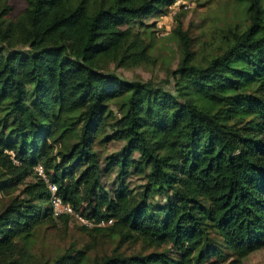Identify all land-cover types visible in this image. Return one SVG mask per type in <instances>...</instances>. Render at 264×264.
I'll return each mask as SVG.
<instances>
[{
  "label": "trees",
  "instance_id": "obj_1",
  "mask_svg": "<svg viewBox=\"0 0 264 264\" xmlns=\"http://www.w3.org/2000/svg\"><path fill=\"white\" fill-rule=\"evenodd\" d=\"M24 1L11 16L0 0V264L89 261L72 246L34 260L38 226L74 218L53 215L37 165L111 241L91 264H236L264 247V0H233L207 39L177 14L168 88L115 69L156 64L146 21L173 0Z\"/></svg>",
  "mask_w": 264,
  "mask_h": 264
},
{
  "label": "rangeland",
  "instance_id": "obj_2",
  "mask_svg": "<svg viewBox=\"0 0 264 264\" xmlns=\"http://www.w3.org/2000/svg\"><path fill=\"white\" fill-rule=\"evenodd\" d=\"M12 7L11 16H16L21 12L26 4L24 0H8ZM181 14V19L185 28H189L195 35L201 31H207L201 39L208 38V32L215 25H222V21L235 17L238 14L233 0H173L169 5L163 7L160 16L147 20L153 23L157 29L154 47L156 64L140 65L130 68H116L115 71L124 79L151 80L156 84L162 83L165 79L166 67L173 68L175 65L176 49L173 39L169 38V33L174 27L175 16ZM129 30V27H123ZM120 147L119 143L110 145L107 148L109 153L116 151ZM80 215V214H79ZM83 221L74 217L67 225L57 221H45L40 224L33 236L30 237V249L34 254V260L43 263L51 261L57 255L62 254L71 246L74 249H86L91 264L92 258L104 251L110 252L112 243L106 238L104 233L91 231L89 223H86L84 216L80 215ZM86 226V228H84ZM139 247V244L125 247L129 252L132 248ZM207 264H219L215 261ZM225 264V263H224ZM236 264H264V247L257 249Z\"/></svg>",
  "mask_w": 264,
  "mask_h": 264
},
{
  "label": "built area",
  "instance_id": "obj_3",
  "mask_svg": "<svg viewBox=\"0 0 264 264\" xmlns=\"http://www.w3.org/2000/svg\"><path fill=\"white\" fill-rule=\"evenodd\" d=\"M35 171L47 183V187H48V189L50 191V203H51V206H52L53 215L54 216H58V215L68 214V215H72V216H74V217H76V218H78V219H80V220L83 221V218L80 217V215L78 213L74 212V210L71 207V205L69 203H67V202H64L61 199V197L57 194V187H56V185L54 183H51L45 177L42 166L37 165L35 167ZM85 220H86V223H89L86 218H85ZM108 222L110 223L111 221H108ZM103 224L104 223H100L99 225H103Z\"/></svg>",
  "mask_w": 264,
  "mask_h": 264
}]
</instances>
